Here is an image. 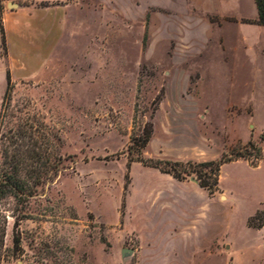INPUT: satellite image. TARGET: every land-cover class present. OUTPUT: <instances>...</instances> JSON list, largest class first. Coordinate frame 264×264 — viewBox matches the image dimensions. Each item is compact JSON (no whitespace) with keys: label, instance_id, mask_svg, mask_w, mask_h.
<instances>
[{"label":"rangeland","instance_id":"1","mask_svg":"<svg viewBox=\"0 0 264 264\" xmlns=\"http://www.w3.org/2000/svg\"><path fill=\"white\" fill-rule=\"evenodd\" d=\"M65 4L0 102V264H264V26L215 0ZM237 150L213 194L131 160Z\"/></svg>","mask_w":264,"mask_h":264},{"label":"crops","instance_id":"2","mask_svg":"<svg viewBox=\"0 0 264 264\" xmlns=\"http://www.w3.org/2000/svg\"><path fill=\"white\" fill-rule=\"evenodd\" d=\"M65 1L1 0L0 102L7 88L8 71L12 79L33 77L48 61L51 47L60 43L64 29L63 17L67 8ZM215 2L217 5L209 13L232 14L238 18L245 17L252 20L258 17L255 0H215ZM1 21L6 39L5 51Z\"/></svg>","mask_w":264,"mask_h":264},{"label":"trees","instance_id":"3","mask_svg":"<svg viewBox=\"0 0 264 264\" xmlns=\"http://www.w3.org/2000/svg\"><path fill=\"white\" fill-rule=\"evenodd\" d=\"M258 17L254 20L247 19V22L254 23L257 25L264 26V0H255ZM0 14H2V5L0 0ZM1 30L3 34V49H6V39L5 33L1 21ZM13 86L12 78L10 71H8L7 75V88L4 94V99L8 98L10 95L11 89ZM151 138V131L145 132L144 137L141 139V148H144ZM264 138V135H263ZM140 152V151H139ZM251 154L246 153L242 150L232 151L231 153H224L218 159L208 160L197 162L193 160L182 161V160H161V159H150L144 157L140 152L138 157L132 158L131 160L141 161L146 165L159 168L162 172L171 174L173 177L179 180L185 179L187 176H191L194 173L196 174L199 180V186L208 191L209 194H213L218 189L219 183V172L221 166L225 163L231 162L238 158H247L250 159ZM256 159H261V150L258 149ZM16 186V188L10 187L2 191V193L13 192V194L18 195L19 190H21V186L16 180H12V184ZM3 239V236H2ZM1 247V244H0Z\"/></svg>","mask_w":264,"mask_h":264},{"label":"water","instance_id":"4","mask_svg":"<svg viewBox=\"0 0 264 264\" xmlns=\"http://www.w3.org/2000/svg\"><path fill=\"white\" fill-rule=\"evenodd\" d=\"M191 180L197 182V180H196L194 177H191ZM132 252H133V249L124 248V249L122 250V255H123L124 257H126V256H129Z\"/></svg>","mask_w":264,"mask_h":264}]
</instances>
